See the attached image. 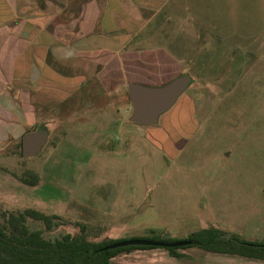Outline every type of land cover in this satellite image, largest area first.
Returning a JSON list of instances; mask_svg holds the SVG:
<instances>
[{"label": "rangeland", "instance_id": "rangeland-1", "mask_svg": "<svg viewBox=\"0 0 264 264\" xmlns=\"http://www.w3.org/2000/svg\"><path fill=\"white\" fill-rule=\"evenodd\" d=\"M174 6L178 23L167 38L192 82L160 117L163 137L128 121L127 90L113 94V115L68 114L66 125L45 107L34 122H16L14 108L2 104L0 213L59 215V225L44 231L48 239L78 233L81 222L100 238L150 237L154 229L184 239L217 227L264 241V0H173L168 9ZM3 99L14 102L12 92ZM42 127L49 135L41 152L20 157L22 135ZM33 177L35 185L23 181ZM27 226L44 229L31 219ZM158 252L163 264H264L196 248L182 250L179 261ZM110 264L134 263L121 255Z\"/></svg>", "mask_w": 264, "mask_h": 264}, {"label": "crops", "instance_id": "crops-1", "mask_svg": "<svg viewBox=\"0 0 264 264\" xmlns=\"http://www.w3.org/2000/svg\"><path fill=\"white\" fill-rule=\"evenodd\" d=\"M172 1L0 0V97L14 98L1 100L0 110L5 104L13 120L32 123L45 107L66 125L68 114L113 115V94L131 83L160 86L184 74L167 38L178 23ZM160 249L111 261L123 255L134 264H163Z\"/></svg>", "mask_w": 264, "mask_h": 264}, {"label": "trees", "instance_id": "trees-1", "mask_svg": "<svg viewBox=\"0 0 264 264\" xmlns=\"http://www.w3.org/2000/svg\"><path fill=\"white\" fill-rule=\"evenodd\" d=\"M19 149L18 155L22 157L21 142ZM23 181L35 185L37 178L33 177L31 180L24 179ZM0 216V264H109L114 257L122 253L159 248L126 246L103 250L111 244L129 239L100 238L97 234H90L89 226L81 222L75 223L79 229L78 233L48 239L44 236V231H51L58 226L61 217L32 208L12 212L4 210ZM28 219L41 222L44 229H29ZM150 235V237L130 239L164 242L190 241L191 244L187 246L165 248L175 259L185 257L182 250L196 248L210 254L236 256L264 262V241H249L239 234L227 233L217 227L200 229L184 239L166 238L154 230H151Z\"/></svg>", "mask_w": 264, "mask_h": 264}, {"label": "water", "instance_id": "water-1", "mask_svg": "<svg viewBox=\"0 0 264 264\" xmlns=\"http://www.w3.org/2000/svg\"><path fill=\"white\" fill-rule=\"evenodd\" d=\"M192 78L182 74L160 86H148L138 83L128 85V96L131 104V114L128 121L135 125L156 126L160 117L169 111L180 96L186 91ZM48 130L45 127L26 133L21 138L22 157H36L47 143ZM191 242H164L147 239H129L109 245L103 250H111L126 246H151L159 248H176L190 245Z\"/></svg>", "mask_w": 264, "mask_h": 264}]
</instances>
